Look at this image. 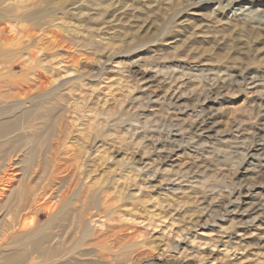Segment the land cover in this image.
<instances>
[{"label":"rangeland","instance_id":"rangeland-1","mask_svg":"<svg viewBox=\"0 0 264 264\" xmlns=\"http://www.w3.org/2000/svg\"><path fill=\"white\" fill-rule=\"evenodd\" d=\"M0 18V81L66 108V207H0L9 264L32 216L39 243L81 241L57 264H264V0H0Z\"/></svg>","mask_w":264,"mask_h":264},{"label":"bare ground","instance_id":"bare-ground-1","mask_svg":"<svg viewBox=\"0 0 264 264\" xmlns=\"http://www.w3.org/2000/svg\"><path fill=\"white\" fill-rule=\"evenodd\" d=\"M4 31V29H0V35H2ZM26 37L31 39L32 36ZM3 45L5 46V44L0 42V55L7 57V54L11 51L3 49ZM10 64V69L19 68V66L22 65L18 59L13 60ZM22 71L25 72L24 70ZM21 74L22 76L24 75V73ZM39 81L41 84V80ZM12 83L13 84H8L7 82L0 81V207L1 209L7 207L6 209L9 213L10 211L16 212L21 209L23 210V208L28 205L30 197L36 200V198L41 195L45 198L46 193H49L48 198L51 200L54 199V196L55 202L52 205L50 204L51 206L49 208H42L44 202L41 201L40 204L38 203L35 211H54L53 213H55L66 207L61 201L56 199L58 194H60L61 197H63L64 194L66 195L64 191L67 189V187L63 186L65 181L64 178L61 177L62 174L60 172L63 167L58 165L57 161L59 157L57 145L63 144L64 134L62 133V126L64 122H62V114L66 108L63 109L64 107L55 101L57 98L62 99L61 97L55 96L58 87H56L57 90L54 88L51 92H41L40 87L36 84L34 88H32L35 91L33 98L24 100L21 99V96L26 97L31 89L28 90L29 87L28 89L25 88L20 81ZM43 87L46 88L44 85ZM52 97L57 98L53 99ZM45 125H47V128L44 130ZM24 154L25 157L22 159ZM21 159L25 161V164L19 168L18 165ZM51 163L55 164L53 167L54 169L49 173L46 180L43 179L45 182L43 184L34 183L31 185L35 177L39 173L41 176ZM17 172H19V174ZM73 208L76 207L73 206ZM35 222L36 219L33 216L29 220L23 219L22 223L19 225V235L15 237V240H20L19 237H22L21 240L23 242L26 241L25 244H27V247L21 248L22 250L20 251L18 250L17 254L18 257L24 259L25 264H32L30 263L31 260H27L30 252L38 255L37 258L44 261V263L46 262L45 264H52V262L53 264H57L56 261L66 258L70 260V258L73 257L72 255L86 256V254L81 253V251L74 253L76 248L82 246V243H80L81 241H77V243L72 245L71 241L67 242V240L60 235L51 237L50 234H46L41 238L42 240L39 243L36 240L38 235L37 232L31 229V227L35 225ZM7 223L8 228L6 227L7 229L4 230L3 227L0 231V246L3 245V241H5L8 232H13V229L17 227L14 222L10 223V221H8ZM82 236L86 237L87 232H84ZM30 238H35L32 239L34 240L33 245ZM35 241H37V244ZM6 246H8V244ZM8 252L5 256L0 251V261L5 262L4 264H9L8 262L13 259L12 250Z\"/></svg>","mask_w":264,"mask_h":264}]
</instances>
